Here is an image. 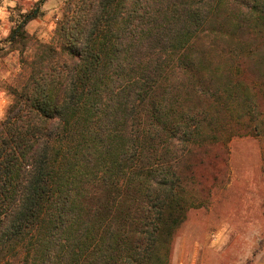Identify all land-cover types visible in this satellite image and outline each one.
I'll return each instance as SVG.
<instances>
[{"label": "trees", "instance_id": "obj_1", "mask_svg": "<svg viewBox=\"0 0 264 264\" xmlns=\"http://www.w3.org/2000/svg\"><path fill=\"white\" fill-rule=\"evenodd\" d=\"M36 16L0 48V60L19 55L0 119V264H169L189 210L205 205L181 163L207 134L178 75L222 108L243 99L254 117L245 132L220 129L260 139L264 175L261 105L247 104L243 83L206 92L192 53L219 16L264 40V0H66L48 42L25 29ZM222 173L213 169V187H226Z\"/></svg>", "mask_w": 264, "mask_h": 264}, {"label": "rangeland", "instance_id": "obj_2", "mask_svg": "<svg viewBox=\"0 0 264 264\" xmlns=\"http://www.w3.org/2000/svg\"><path fill=\"white\" fill-rule=\"evenodd\" d=\"M65 1L0 0V48H8L13 30L35 14L25 29L38 40L48 42L62 17ZM239 44L246 46L242 52ZM192 53L201 64L194 75L202 80L199 85L206 92L222 94L225 84L243 83L247 104L254 107L258 103L259 110L264 111V40L249 26L233 24L225 16L214 18L196 40ZM18 65V53L0 60V119L5 117L11 101L5 83L10 82ZM192 81L189 73L176 79V88L184 96L183 106L203 123L206 138L209 134L216 137L205 138L203 147L182 159L187 192L205 205L189 210L172 244L169 264H264L261 141L244 133L237 135L245 132L244 126L254 117L236 94L223 100L222 108L213 97L198 94ZM236 90L240 93L238 86ZM225 122L238 133L232 137L223 133L220 128ZM225 143L228 152L223 148ZM184 164H193V170ZM213 169H220L221 177L227 170L226 187H213Z\"/></svg>", "mask_w": 264, "mask_h": 264}]
</instances>
